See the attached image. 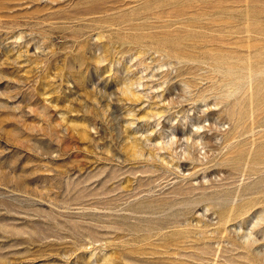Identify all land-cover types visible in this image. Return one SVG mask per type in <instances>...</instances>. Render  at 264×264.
<instances>
[{
  "label": "rangeland",
  "instance_id": "rangeland-1",
  "mask_svg": "<svg viewBox=\"0 0 264 264\" xmlns=\"http://www.w3.org/2000/svg\"><path fill=\"white\" fill-rule=\"evenodd\" d=\"M0 264H264V0H0Z\"/></svg>",
  "mask_w": 264,
  "mask_h": 264
},
{
  "label": "clouds",
  "instance_id": "clouds-1",
  "mask_svg": "<svg viewBox=\"0 0 264 264\" xmlns=\"http://www.w3.org/2000/svg\"><path fill=\"white\" fill-rule=\"evenodd\" d=\"M175 140V137H173V141Z\"/></svg>",
  "mask_w": 264,
  "mask_h": 264
}]
</instances>
